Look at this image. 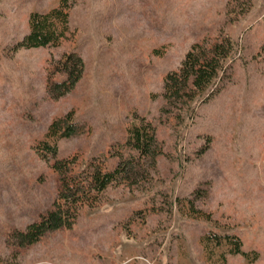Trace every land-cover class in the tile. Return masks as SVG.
<instances>
[{"label":"rangeland","instance_id":"374dc122","mask_svg":"<svg viewBox=\"0 0 264 264\" xmlns=\"http://www.w3.org/2000/svg\"><path fill=\"white\" fill-rule=\"evenodd\" d=\"M59 2L0 0V264H264V0H66L57 44L17 46L30 14ZM226 40L211 90L166 105L164 77L191 47ZM69 54L81 76L58 94ZM66 117L79 133L49 132ZM141 119L161 152L143 178L110 183L69 228L12 241L52 209L56 160L83 180L110 171L137 155L126 140Z\"/></svg>","mask_w":264,"mask_h":264},{"label":"trees","instance_id":"16d2710c","mask_svg":"<svg viewBox=\"0 0 264 264\" xmlns=\"http://www.w3.org/2000/svg\"><path fill=\"white\" fill-rule=\"evenodd\" d=\"M66 0H60L58 6L45 13H31L29 16V31L18 43L23 48L44 47L55 45L64 35L67 12ZM59 25L61 28H59ZM231 51L229 41L216 42L212 45L194 44L185 54L177 71H172L164 77L162 97L166 105L182 111L184 106L194 104L209 90L221 72L225 60ZM60 71L66 74L62 83H52L56 93L70 90L79 80L82 72V60L75 54L64 56L60 62ZM81 126L68 123L67 117L53 121L49 132L60 137H69L79 133ZM127 146L137 155H121L116 166L110 170H102L100 165L85 175V179L77 174H69L70 167L64 160H56L53 169L60 175V187L52 209L32 222L24 231L15 232L11 239L23 247L36 242L46 232L69 228L76 217L80 205L91 203L95 196L102 192L112 182H124L127 185L136 183L147 173L146 163L152 167L159 155L160 147L148 123L142 121L130 129L126 140ZM45 149L55 152V146L44 145ZM228 240L227 252L248 257V252L242 251L240 241L225 237ZM217 243V241L215 242ZM219 243V242H218Z\"/></svg>","mask_w":264,"mask_h":264}]
</instances>
